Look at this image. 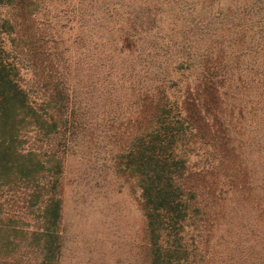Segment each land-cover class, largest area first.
Instances as JSON below:
<instances>
[{"label":"trees","instance_id":"obj_1","mask_svg":"<svg viewBox=\"0 0 264 264\" xmlns=\"http://www.w3.org/2000/svg\"><path fill=\"white\" fill-rule=\"evenodd\" d=\"M223 1L152 0V17L90 57L110 96L129 85L135 125L113 118L110 130L116 147L129 130L140 147L109 153L113 174L137 189L152 264L167 257L168 233L264 230V0ZM51 3L0 0V264L60 262L63 166L69 137L83 128L77 85L88 58L62 51L55 31L37 24ZM151 29L165 44H152V79H138L137 37ZM52 146L63 152L49 159ZM46 185L55 193L38 203L42 224L30 232L25 211L13 216L1 201L32 203Z\"/></svg>","mask_w":264,"mask_h":264},{"label":"rangeland","instance_id":"obj_2","mask_svg":"<svg viewBox=\"0 0 264 264\" xmlns=\"http://www.w3.org/2000/svg\"><path fill=\"white\" fill-rule=\"evenodd\" d=\"M228 1L224 0L222 6ZM47 7L38 16L37 24L55 31L62 51L73 53L77 59L88 58L84 64L87 75L77 85L81 92L77 104L83 106L79 117L83 128L79 125L82 129L69 137L73 146L67 150L63 166L62 244L58 264H152V254L143 245L146 242L145 246L150 249L152 236L146 233V219L136 200L137 189L126 178L113 174L114 162L109 153L121 150V155L127 156L132 148L140 147V138L135 141L136 134L129 135L131 130L128 134H118L126 136L123 141L120 138L121 145L116 147L112 135L116 130H110L109 121L113 118L115 125H135L128 100L129 85L120 87L121 97L110 96V89L104 87L103 78L98 77L97 69L92 68L95 63L90 60L107 51L122 27L136 21L140 25L141 20L152 17V0H53ZM166 19L164 25L172 22ZM156 33L151 29L137 37L143 46L139 52L145 60L143 71L136 75L138 79L146 72L148 78L155 75L152 57L157 54L153 53L152 44H165ZM79 37L83 39L81 44ZM59 143L62 142L57 140L56 145ZM46 149L49 159L56 152H63L58 146H52L53 151ZM53 172L58 173L59 169L53 168ZM46 187L32 203L29 198L28 203L17 205L12 194L1 201L4 209L12 210L13 216L20 215L21 209L25 211L27 217L21 223L30 226V232L37 231L42 224L39 221L43 220V206L40 210L38 203L46 205L55 193L53 186ZM245 220V223L252 222ZM168 234L167 257L162 259L163 263L159 259L157 264H202L206 257L211 259L208 264H264L263 229L242 227L206 234L193 230ZM174 240L178 242L172 243ZM39 264L50 262L41 258Z\"/></svg>","mask_w":264,"mask_h":264}]
</instances>
